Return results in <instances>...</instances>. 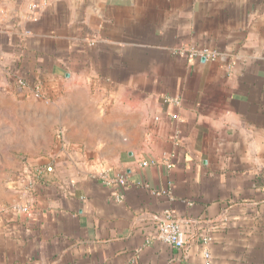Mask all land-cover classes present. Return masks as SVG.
<instances>
[{"label":"crops","instance_id":"0c3cea01","mask_svg":"<svg viewBox=\"0 0 264 264\" xmlns=\"http://www.w3.org/2000/svg\"><path fill=\"white\" fill-rule=\"evenodd\" d=\"M0 121V264H264V0H0Z\"/></svg>","mask_w":264,"mask_h":264},{"label":"built area","instance_id":"2783aa9c","mask_svg":"<svg viewBox=\"0 0 264 264\" xmlns=\"http://www.w3.org/2000/svg\"><path fill=\"white\" fill-rule=\"evenodd\" d=\"M31 9H35V6H31ZM200 54L195 51H191L189 54L190 58H196ZM20 85H24V83L20 82ZM142 166L148 165L147 162H143L141 164ZM45 172H51V168H45V169H34V170H29L26 173V176H28V180H30L29 184L32 186L33 185V180L34 178H42ZM120 184H124V180L122 178H119L117 180ZM29 185V186H30ZM21 212L29 213V209L27 207H23L19 209ZM157 230H158V238L165 242L166 244L175 247V248H182L184 246V238L183 234L179 228V226L173 222V220L170 218V215L167 213L163 219L157 224ZM210 239L205 238L203 240V245L204 247L209 243ZM203 256L205 258H209V253L205 249H203Z\"/></svg>","mask_w":264,"mask_h":264},{"label":"rangeland","instance_id":"374dc122","mask_svg":"<svg viewBox=\"0 0 264 264\" xmlns=\"http://www.w3.org/2000/svg\"><path fill=\"white\" fill-rule=\"evenodd\" d=\"M1 123H2V122L0 121V124H1ZM5 123L9 124L10 122H5ZM0 140H4V141L9 140V141H11V138H0Z\"/></svg>","mask_w":264,"mask_h":264}]
</instances>
